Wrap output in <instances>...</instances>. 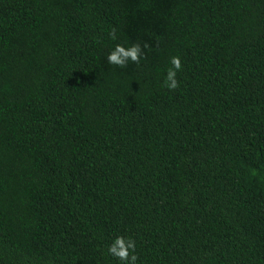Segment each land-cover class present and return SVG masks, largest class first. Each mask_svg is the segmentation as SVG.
<instances>
[{"label":"trees","instance_id":"16d2710c","mask_svg":"<svg viewBox=\"0 0 264 264\" xmlns=\"http://www.w3.org/2000/svg\"><path fill=\"white\" fill-rule=\"evenodd\" d=\"M116 235L264 264V0H0V264H123Z\"/></svg>","mask_w":264,"mask_h":264},{"label":"clouds","instance_id":"9594fccd","mask_svg":"<svg viewBox=\"0 0 264 264\" xmlns=\"http://www.w3.org/2000/svg\"><path fill=\"white\" fill-rule=\"evenodd\" d=\"M115 40V29L109 33ZM145 43L143 48H148ZM144 55L143 49L139 43H133L128 46L116 44L107 55V62L120 68L126 67L129 63L139 64ZM171 67L167 69L164 86L169 90H175L179 87L177 72L182 68L181 60L178 56L170 58ZM107 253L123 262V264H136L138 256L136 254V242L132 238H126L123 235L114 236L107 245Z\"/></svg>","mask_w":264,"mask_h":264}]
</instances>
